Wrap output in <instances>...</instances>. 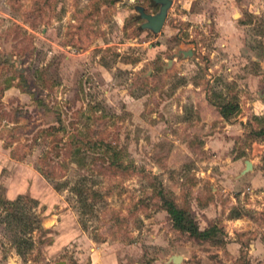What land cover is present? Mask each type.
I'll return each mask as SVG.
<instances>
[{
    "label": "rangeland",
    "instance_id": "1",
    "mask_svg": "<svg viewBox=\"0 0 264 264\" xmlns=\"http://www.w3.org/2000/svg\"><path fill=\"white\" fill-rule=\"evenodd\" d=\"M137 5L157 10L0 0V264H264L254 231L227 229L262 208L205 179L264 144V0H172L158 33ZM227 100L225 120L212 103ZM18 197L31 226L9 217ZM163 198L209 236L175 229Z\"/></svg>",
    "mask_w": 264,
    "mask_h": 264
},
{
    "label": "crops",
    "instance_id": "2",
    "mask_svg": "<svg viewBox=\"0 0 264 264\" xmlns=\"http://www.w3.org/2000/svg\"><path fill=\"white\" fill-rule=\"evenodd\" d=\"M225 123L228 122L225 121ZM252 146L250 156H242L234 160H229L230 156H227V158L221 160L222 162L219 161V170L214 167V169L210 168L206 171L205 179L209 182L208 187L212 196L213 194L215 196L217 195V197L221 196V193L223 192H227L226 195L230 193L228 195H230L231 207L234 205H241L247 209L260 207L264 211V165L259 161L261 158L259 155L264 153V144L258 143L256 145L253 144ZM256 147L259 150H255ZM245 150H247V148ZM245 160H250L252 169L242 173L245 167ZM255 190L257 191L256 194L253 193ZM246 192L248 197H246ZM199 201H202V199L199 198ZM216 203L218 202L214 203V206H216L215 209L220 208L221 206ZM197 210L202 212V214L208 213L204 205L201 206V208L198 207ZM203 220L205 221V219ZM227 222L230 224L227 229L232 234H234L237 230L238 232H243L241 234L247 233L246 235H243L241 239H245L247 235H251L249 233L250 230L254 231V236L256 235L257 242L249 244V248L253 247L256 253H259L264 247V236L263 238L261 236V233L264 230V220L261 221L260 224H254L252 219L247 216H235L233 218H229ZM204 228L205 227H202V229ZM232 240L235 241V244L239 243V246L241 245L239 242L240 240H237V238H233ZM112 257H114L112 262L118 259L116 255ZM115 262L118 264L117 260Z\"/></svg>",
    "mask_w": 264,
    "mask_h": 264
},
{
    "label": "trees",
    "instance_id": "3",
    "mask_svg": "<svg viewBox=\"0 0 264 264\" xmlns=\"http://www.w3.org/2000/svg\"><path fill=\"white\" fill-rule=\"evenodd\" d=\"M212 105L216 106L219 109V114L225 120H228L230 117L237 114L239 111V104L236 100H233V101L227 100L223 103H218V102L212 103ZM255 134L257 137H262V141L264 143V125L261 126L257 131H255ZM262 160H264V155L262 156ZM19 199L20 198L18 197L15 201H5V203H8L9 205H11V207L18 208L14 210V213L9 217H11L12 220L14 219L17 222L27 220L29 226H31L30 225L31 219H33L35 216L34 215L32 217L28 216L26 213H23V211L20 210L22 209V205L19 203L20 202ZM163 205H164V209L169 214L171 221H172V226L175 229L188 232L191 236H194L197 238H207L209 236V230L199 229L196 221L189 214V212L184 210L183 208L178 207L173 200H170V199L168 200V199L163 198ZM12 220H10L9 222H11ZM28 228L31 229L32 227H28ZM20 241H23L26 244H28L23 239L22 240L20 239Z\"/></svg>",
    "mask_w": 264,
    "mask_h": 264
},
{
    "label": "water",
    "instance_id": "4",
    "mask_svg": "<svg viewBox=\"0 0 264 264\" xmlns=\"http://www.w3.org/2000/svg\"><path fill=\"white\" fill-rule=\"evenodd\" d=\"M154 4H160L159 10L154 13H147L144 7L137 5L135 7L136 11L138 12V17L143 20V22L139 25L140 29H147L150 30L152 33H158L167 17L168 9L172 5V0H151ZM183 56H190L192 55V51H182ZM255 150H259L257 147ZM252 169V165L250 160H245V167L242 173L249 171ZM170 260L178 264L182 260L181 255H172ZM56 264H60L59 262Z\"/></svg>",
    "mask_w": 264,
    "mask_h": 264
},
{
    "label": "flooded vegetation",
    "instance_id": "5",
    "mask_svg": "<svg viewBox=\"0 0 264 264\" xmlns=\"http://www.w3.org/2000/svg\"><path fill=\"white\" fill-rule=\"evenodd\" d=\"M150 3H151L152 6H156L157 7V10L154 12V13H156L159 10L160 4H154L151 0H150ZM154 13H151V14H154Z\"/></svg>",
    "mask_w": 264,
    "mask_h": 264
}]
</instances>
